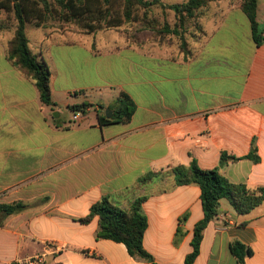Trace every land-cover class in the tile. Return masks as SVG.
<instances>
[{
  "label": "crops",
  "instance_id": "0c3cea01",
  "mask_svg": "<svg viewBox=\"0 0 264 264\" xmlns=\"http://www.w3.org/2000/svg\"><path fill=\"white\" fill-rule=\"evenodd\" d=\"M240 4L219 0L201 12L206 35L187 59L169 58L160 47L41 38L48 58L55 53L53 108L0 46V205L29 206L2 220L0 264L50 253V243L63 248L54 255L58 264H145L124 244L97 238L98 217L80 221L104 197L123 210L145 198L144 249L157 264H186L204 218L201 189L178 186L173 168L195 160L232 183L264 187V0L260 45ZM47 51L38 53L45 62ZM121 93L136 105L131 121L101 125L98 116ZM84 102L93 107L74 119L69 107ZM224 152L256 153L260 161L222 164ZM149 173L155 178L140 183ZM234 242L253 252L244 264H264V204L240 215L221 200L193 264H239Z\"/></svg>",
  "mask_w": 264,
  "mask_h": 264
},
{
  "label": "trees",
  "instance_id": "16d2710c",
  "mask_svg": "<svg viewBox=\"0 0 264 264\" xmlns=\"http://www.w3.org/2000/svg\"><path fill=\"white\" fill-rule=\"evenodd\" d=\"M219 0H188L183 4L168 5L162 0H123L122 8L119 5L110 4V0H0V10L13 13L17 22L16 32L8 50V60L24 72L25 76L32 79L40 94V100L44 106L53 108L55 103L52 99L50 86L51 71L41 55H36L30 48V40L26 32V24L34 21L37 27L43 26L50 17L58 15L65 22H75L86 30L87 33H96L103 29L118 28L125 22L132 21L135 7L147 9L152 6L168 8L174 11L177 22L171 28L164 24L160 30H155L154 23L142 21L140 31H156L160 36L174 35L181 37L182 47L188 50L187 40L184 39L180 29L186 30V25L198 23L202 36L206 32L200 24L201 12ZM241 8L248 17L253 38L257 45L262 42L261 30L257 21L258 0H240ZM114 5V6H113ZM127 40H129L127 38ZM146 41L140 42L144 44ZM139 43V42H138ZM93 107L84 102L69 107L73 113L87 114ZM110 119L106 114L99 115L101 125L126 124L131 121L136 112L134 101L125 93H121L116 100L115 107ZM260 161L256 153L246 157L230 156L221 154V163L240 160ZM178 186L195 184L201 189V202L204 212L203 220L194 229L192 241L193 252L187 257L186 264H193L199 255L202 242V233L208 224L220 213V202L226 199L234 210L240 215H247L254 209L264 204V187L250 188L246 184H235L224 177L217 169L204 170L195 160L190 166H178L172 169ZM156 174L149 173L140 179V183H147L154 179ZM145 198L135 200L129 210H123L113 205L107 197L95 203L82 223H89L93 218L99 219V231L97 238L122 243L126 246L130 256L139 259L145 264H157L154 258L143 247L144 235L148 221L142 210ZM29 206L24 202L0 205V225L4 218L17 215L25 211ZM231 253L244 264L246 257L253 252L240 242L231 245Z\"/></svg>",
  "mask_w": 264,
  "mask_h": 264
},
{
  "label": "rangeland",
  "instance_id": "374dc122",
  "mask_svg": "<svg viewBox=\"0 0 264 264\" xmlns=\"http://www.w3.org/2000/svg\"><path fill=\"white\" fill-rule=\"evenodd\" d=\"M110 2V4H116L119 5L118 7L122 8L123 0H110ZM162 2L168 5H177L182 4L183 0H162ZM142 21H145L146 23H154V26L156 27L155 30L158 31L164 24H169L171 28L174 27L175 23L177 22V18L174 11L168 8L152 6L147 9H143L141 7H135L132 21L125 22L121 27L118 28H108L96 33H87V31L82 29L79 24L75 22H65L60 19L58 15H55L54 17H50L41 27H37L34 21L28 22L26 24V32L30 40V48L36 55H39L38 53H40L41 48L43 51H47L48 49L46 43L43 47L38 44V41L41 38L50 39L55 43L64 44H85L90 43L94 38V41H97L101 45L107 47H114L118 45L141 47L147 49H149V47L150 49H152V47H160L162 52L167 54L169 58L179 59V57H184L187 59L193 55L195 49L202 41L200 39L198 40V38L202 36V32L199 31L198 26L200 25H198V23L186 25V30L180 29L184 39L187 40L188 43V50L185 51L186 49L181 46L183 42L181 37H176L174 35L160 36L156 31L138 32L140 31L139 29L142 25ZM16 26L17 22L14 14L8 13L5 10H0V46H2L4 49L6 48L7 57L10 44L15 36ZM127 38L129 40H127ZM143 41L146 42L144 44H140V42ZM44 55L47 58L46 63L49 65V68L50 65L54 68L56 63L55 58L53 63L51 61L52 56L55 57V53H51L49 58L48 51L45 52ZM22 73L24 74L23 71ZM112 102L113 104L109 105L107 110H110V107H115L114 101Z\"/></svg>",
  "mask_w": 264,
  "mask_h": 264
},
{
  "label": "built area",
  "instance_id": "2783aa9c",
  "mask_svg": "<svg viewBox=\"0 0 264 264\" xmlns=\"http://www.w3.org/2000/svg\"><path fill=\"white\" fill-rule=\"evenodd\" d=\"M77 115L79 116L81 113H76L74 119H77ZM48 247L50 248V253L39 254L28 258H19L16 259L12 264H58L54 255L57 256L63 248L55 243L48 244Z\"/></svg>",
  "mask_w": 264,
  "mask_h": 264
},
{
  "label": "water",
  "instance_id": "95a60500",
  "mask_svg": "<svg viewBox=\"0 0 264 264\" xmlns=\"http://www.w3.org/2000/svg\"><path fill=\"white\" fill-rule=\"evenodd\" d=\"M112 115H113V112L112 111H110V110H107V112H106V117L108 118V119H110L111 117H112ZM55 117H59V114H55Z\"/></svg>",
  "mask_w": 264,
  "mask_h": 264
}]
</instances>
